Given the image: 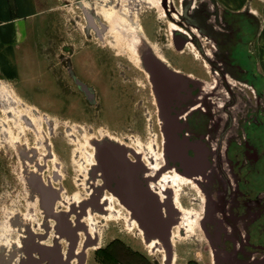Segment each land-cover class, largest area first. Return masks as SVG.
Here are the masks:
<instances>
[{
	"label": "rangeland",
	"instance_id": "obj_1",
	"mask_svg": "<svg viewBox=\"0 0 264 264\" xmlns=\"http://www.w3.org/2000/svg\"><path fill=\"white\" fill-rule=\"evenodd\" d=\"M162 5L165 12L159 0H38L18 65L8 60L13 65L0 67V244L6 249L9 240L21 236L18 216L30 212L25 223L37 231L50 220L36 203L30 170L56 188L57 207L69 209L89 199L98 186L91 175V141L112 134L134 146L140 142L145 156L149 146L157 150L156 102L143 57L132 48L137 36L147 38L161 56L186 60L183 65L202 73L207 59H233L255 70L256 84L231 76L238 98L232 113L243 123L237 120L234 127L239 131L253 123L258 109L254 86L262 90L264 116V0H163ZM174 23L187 32L175 31ZM215 69L204 74L219 80ZM173 181L178 205L192 217L188 227L183 219L186 229L175 228L173 264H215L208 237L193 219L201 212V195L187 180L174 176ZM93 216L91 232L98 242L86 249L87 264H127V244L141 247L148 264H164L165 252L145 244L123 214L112 215L107 208ZM10 220L13 228L7 226ZM119 237L124 246L114 242ZM14 254L6 264L17 262Z\"/></svg>",
	"mask_w": 264,
	"mask_h": 264
},
{
	"label": "flooded vegetation",
	"instance_id": "obj_2",
	"mask_svg": "<svg viewBox=\"0 0 264 264\" xmlns=\"http://www.w3.org/2000/svg\"><path fill=\"white\" fill-rule=\"evenodd\" d=\"M159 2L165 12L163 0ZM174 25L175 31L187 32L177 23ZM192 30L199 36L196 29ZM143 40L148 42L147 38L137 36L132 43L134 47L140 46L138 50L141 52ZM152 47L142 60L156 102L157 150L149 146V156H145L140 142L134 146L118 136L107 134L125 144L129 162L118 159L100 162L92 146L89 152L93 164L91 175L99 180L98 186L89 199L69 209L58 208L56 188L41 180L35 170H30L29 180L38 192L36 203H40L50 220L43 222L42 231L28 230L26 255L14 264H87L86 249L98 242V235L91 232L95 227L93 214L107 208L112 215L123 214L128 226L137 227L149 247L159 246L165 252L164 264H173L175 228L186 229L183 219L186 227L192 219L186 217L188 211L177 203L176 188L172 186L174 176L187 180L201 195V212L193 219L208 237L215 264H264V116L263 108L259 106L261 88L254 86L258 109L253 123L245 124L238 131L234 127L236 121L239 126L243 123L232 113V104L238 98L232 89L231 83L235 80L231 76H241L256 84V71L244 69L236 60L225 58L221 62L207 59L208 65L205 64L202 73V70L199 72L183 65L186 60L166 58ZM154 50L161 58L153 53ZM207 54L212 56L210 50ZM216 66L221 76L219 80L218 77L212 80L210 75L214 74ZM204 73L210 74L209 77ZM216 81H219L223 92L219 86L214 87ZM40 142L44 145L43 141ZM27 145L30 152L34 151L35 146L31 147L28 141ZM22 147L19 145L21 153L25 151ZM147 186L158 198L148 206L154 212L166 213L170 200V204L173 201L182 213L178 224L171 226L167 242L160 238L151 239L153 236L145 237L143 227L148 221L136 218L134 209L124 202L125 199L134 206L135 195ZM78 195L73 196L75 203L81 199ZM23 217L29 219L32 214L29 212ZM83 234L81 249L79 243ZM63 240L67 241L66 245ZM114 242L122 244L124 241L119 237ZM127 245V264H148L141 247ZM6 262L1 260L0 264Z\"/></svg>",
	"mask_w": 264,
	"mask_h": 264
},
{
	"label": "water",
	"instance_id": "obj_3",
	"mask_svg": "<svg viewBox=\"0 0 264 264\" xmlns=\"http://www.w3.org/2000/svg\"><path fill=\"white\" fill-rule=\"evenodd\" d=\"M97 156L100 162H114L116 159L120 162H129L126 154V147L122 144L109 141L102 142L97 146ZM121 197L124 199L123 196ZM157 199L156 193L150 186H147L143 192L135 195L134 206H131V203L125 199L124 202L134 209L136 218L148 221L143 227L146 236L157 237L167 242L170 239V228L177 221L175 217L177 210L170 204V200H168L166 213L154 212L151 207L148 206H150L149 204L155 203Z\"/></svg>",
	"mask_w": 264,
	"mask_h": 264
},
{
	"label": "crops",
	"instance_id": "obj_4",
	"mask_svg": "<svg viewBox=\"0 0 264 264\" xmlns=\"http://www.w3.org/2000/svg\"><path fill=\"white\" fill-rule=\"evenodd\" d=\"M37 12L38 0H0V67L14 62L18 65V51H22L29 36L28 27ZM257 59L261 65L262 59Z\"/></svg>",
	"mask_w": 264,
	"mask_h": 264
},
{
	"label": "bare ground",
	"instance_id": "obj_5",
	"mask_svg": "<svg viewBox=\"0 0 264 264\" xmlns=\"http://www.w3.org/2000/svg\"><path fill=\"white\" fill-rule=\"evenodd\" d=\"M152 45L151 44H149L146 40H143L142 41V43H141V48L143 49V52H141V51H139L138 49V47H140V46H137V45H135V47H134V45L132 44V48H133V50H134V52H135V54L137 53L138 54V56H143V55H145L146 54V52H147V50H150ZM153 48V47H152ZM154 49V48H153ZM153 53L154 54H156V56H158V57H160L161 58V56H159L158 54H157V52L154 50L153 51ZM105 141H109V142H113V143H117V144H122L123 146H125V144H123V143H121L120 141H118V140H116V139H114V138H112V137H109V136H105V138H102V139H100V140H96V141H92L91 142V144H92V146H94V148H95V156L97 155V146L99 145V144H101L102 142H105ZM126 147V146H125ZM128 147V146H127ZM129 148V150H130V147H128ZM172 201V200H171ZM172 203V205L175 207V209L177 210V212L179 211V212H181L179 209H178V207L175 205V203L172 201L171 202ZM177 212H176V214H175V217H176V220L178 219V214H177ZM19 218L18 219H20V220H18V224H20L22 221L21 220H23V222L21 223L22 224V226H20L19 228H20V232H21V236L19 237V239H18V241H11V240H9L8 241V248L6 249V246L4 245L3 246V244H0V261L1 260H6V261H8L9 260V258H11V257H13V255H15L14 253H18L17 254V258H18V263H19V261L21 260V259H23L24 258V256L26 255V248H25V237H26V235L28 234V230H30V228H28V225H27V223H25L26 221L25 220H27V219H25L24 217H23V215L22 216H18ZM181 217H182V213L179 215V220L181 219ZM178 222L179 221H176V223H174V225H177L178 224ZM15 224H13L12 223V220H10L9 222H8V224H7V226L9 227V228H13V226H14ZM173 225V226H174ZM145 237H146V235H145ZM151 239H158V238H155V237H152ZM151 239H149V240H151ZM15 243V244H14ZM4 251H7V253H4Z\"/></svg>",
	"mask_w": 264,
	"mask_h": 264
}]
</instances>
